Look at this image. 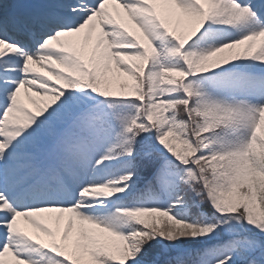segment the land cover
<instances>
[{
	"label": "snow or ice",
	"instance_id": "obj_1",
	"mask_svg": "<svg viewBox=\"0 0 264 264\" xmlns=\"http://www.w3.org/2000/svg\"><path fill=\"white\" fill-rule=\"evenodd\" d=\"M0 264H264V0H0Z\"/></svg>",
	"mask_w": 264,
	"mask_h": 264
}]
</instances>
